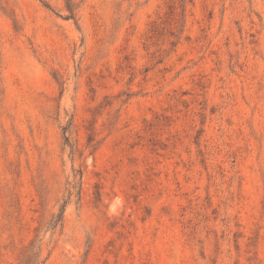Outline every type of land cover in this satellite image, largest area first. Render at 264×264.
<instances>
[{"label":"rangeland","instance_id":"1","mask_svg":"<svg viewBox=\"0 0 264 264\" xmlns=\"http://www.w3.org/2000/svg\"><path fill=\"white\" fill-rule=\"evenodd\" d=\"M73 1L0 0V264H264V0Z\"/></svg>","mask_w":264,"mask_h":264},{"label":"trees","instance_id":"2","mask_svg":"<svg viewBox=\"0 0 264 264\" xmlns=\"http://www.w3.org/2000/svg\"><path fill=\"white\" fill-rule=\"evenodd\" d=\"M74 1L73 0H65V8L67 9V11L69 12L68 16L73 18L75 16L74 10ZM64 130V139L66 140V142L69 141V138L66 135V131H67V127L63 128ZM93 136L92 134H88V139L87 141L90 143L92 142ZM80 177H82V173L80 172ZM69 195H71V192H69ZM68 203V200H64L62 204L59 205L58 211L57 213L52 215V219L50 224L55 227L58 224H61L63 221V217H64V212H65V208L66 205ZM38 251H39V247L35 245V239H31L29 241V243L27 245H25L21 251V258H20V262L22 263V261H26L29 262L31 264H39V255H38Z\"/></svg>","mask_w":264,"mask_h":264}]
</instances>
